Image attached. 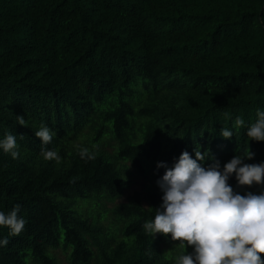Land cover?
I'll return each instance as SVG.
<instances>
[{
    "label": "trees",
    "instance_id": "1",
    "mask_svg": "<svg viewBox=\"0 0 264 264\" xmlns=\"http://www.w3.org/2000/svg\"><path fill=\"white\" fill-rule=\"evenodd\" d=\"M257 109L264 0H0V140L16 136L19 153L0 149V211L19 204L27 221L18 236L0 226V264H60L57 250L68 264H175L193 248L143 228L162 204L157 163L195 159L197 145L222 165L249 148L245 163L264 162V142L246 135ZM42 123L59 163L40 155ZM129 167L147 177L145 194L116 204Z\"/></svg>",
    "mask_w": 264,
    "mask_h": 264
},
{
    "label": "clouds",
    "instance_id": "2",
    "mask_svg": "<svg viewBox=\"0 0 264 264\" xmlns=\"http://www.w3.org/2000/svg\"><path fill=\"white\" fill-rule=\"evenodd\" d=\"M256 116L246 135L250 141L264 142V110L257 109ZM17 122L26 127L24 116H17ZM244 125V119L237 116L233 128L238 131ZM34 135L42 144L40 155L59 163L58 151L46 147L56 133L42 123ZM233 135L227 127L220 129L224 139ZM17 148L16 136L11 133L0 140V149L14 159L19 156ZM194 151L195 159L185 150L172 166L157 163V169H165L156 181L163 192L162 204L155 208L154 219L143 224L145 232L153 237L170 234L180 248H193L177 256L175 264H264V191L241 195L229 184L235 175L237 187L264 185V162L245 163V159L254 158L250 148L242 153L238 149L223 165L200 145ZM78 154L82 159L95 158L87 147H81ZM207 160L212 163L205 167L201 162ZM20 211L19 204L7 213L0 211V226L9 229V236L20 235L26 226ZM8 243L7 238L0 240V247Z\"/></svg>",
    "mask_w": 264,
    "mask_h": 264
},
{
    "label": "rangeland",
    "instance_id": "3",
    "mask_svg": "<svg viewBox=\"0 0 264 264\" xmlns=\"http://www.w3.org/2000/svg\"><path fill=\"white\" fill-rule=\"evenodd\" d=\"M129 170H132L131 179L133 180V185L124 192L123 197L119 201H117L116 204L126 203L129 197L132 196L136 192L145 194V190L147 188V177H142L141 175L136 173L131 167H129ZM108 207L112 208L113 206L108 204ZM56 256L60 264H68L67 253L63 252L62 250H57Z\"/></svg>",
    "mask_w": 264,
    "mask_h": 264
}]
</instances>
